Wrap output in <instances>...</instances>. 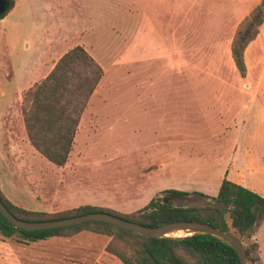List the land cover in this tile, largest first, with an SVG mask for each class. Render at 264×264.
I'll use <instances>...</instances> for the list:
<instances>
[{
	"label": "rangeland",
	"instance_id": "374dc122",
	"mask_svg": "<svg viewBox=\"0 0 264 264\" xmlns=\"http://www.w3.org/2000/svg\"><path fill=\"white\" fill-rule=\"evenodd\" d=\"M260 1L16 0L0 20L1 105L15 103L11 135L0 134L4 193L51 213L83 204L134 211L170 189L188 192L176 204L225 209L207 195L227 177L264 197V25L246 50L247 76L231 53L238 24ZM61 35L54 60L83 45L104 76L68 162L56 165L29 142L18 101ZM254 235L264 260V218ZM111 239L83 231L25 243L0 233V264H123L106 250Z\"/></svg>",
	"mask_w": 264,
	"mask_h": 264
},
{
	"label": "trees",
	"instance_id": "16d2710c",
	"mask_svg": "<svg viewBox=\"0 0 264 264\" xmlns=\"http://www.w3.org/2000/svg\"><path fill=\"white\" fill-rule=\"evenodd\" d=\"M9 0L8 9L0 14L4 18L15 6ZM264 24V0H261L238 24L231 42V53L242 76H247L246 50L260 33ZM104 76L103 66L83 46L76 45L63 54L50 73L36 82L23 95L21 106L25 129L31 145L47 160L65 165L73 150L75 137L88 103ZM170 195L153 197L144 207L132 212L83 204L61 212H46L24 208L15 204L2 190L0 197L18 218L41 221L77 216L89 212H109L122 218L148 226H158L176 220H198L224 230L235 232L241 239L250 240L246 249L255 264L261 259V244L254 240L256 228L264 218V197L253 189L225 177L215 204L202 208L176 204L173 197L188 192L170 189ZM206 195L202 192H195ZM215 209L220 213L210 211ZM228 214L230 221L225 218ZM83 231L107 235L112 239L106 250L117 256L123 264H241L238 251L230 244L209 234H193L177 238L147 237L118 225L87 221L72 226L43 230H25L11 223L0 210V233L7 238L19 234L25 243L53 236H72Z\"/></svg>",
	"mask_w": 264,
	"mask_h": 264
},
{
	"label": "water",
	"instance_id": "95a60500",
	"mask_svg": "<svg viewBox=\"0 0 264 264\" xmlns=\"http://www.w3.org/2000/svg\"><path fill=\"white\" fill-rule=\"evenodd\" d=\"M9 7V0H0V14ZM170 194H168L169 196ZM0 210L3 215L16 227L25 230H43L76 225L87 221H102L118 225L124 229L132 230L147 237H168L171 233H183L185 237L193 234H209L230 244L239 254L241 264H255L249 255L242 239L231 230H224L212 224L198 220H176L158 226H148L135 221H131L109 212H89L82 215L65 217L52 220L30 221L18 218L5 205L0 197Z\"/></svg>",
	"mask_w": 264,
	"mask_h": 264
},
{
	"label": "crops",
	"instance_id": "0c3cea01",
	"mask_svg": "<svg viewBox=\"0 0 264 264\" xmlns=\"http://www.w3.org/2000/svg\"><path fill=\"white\" fill-rule=\"evenodd\" d=\"M16 6V5H15ZM15 8V7H14ZM13 8V9H14ZM12 9V10H13ZM11 10V11H12ZM10 11V12H11ZM9 12V13H10ZM8 13V14H9ZM8 14L0 19V20H5V18L8 16ZM264 25V24H263ZM65 35H61L59 38H58V41L61 45H59V47H57V49L55 48V46H47L46 48H48L47 52L43 53L42 54V57L40 58V61L38 63H35L34 64V67L37 65V67H39L38 71H36V69L31 68L32 71L34 69V71H36V76H32L29 78L28 82H27V85L26 87H23L20 92L22 91V99H21V102L18 101V104L22 103L23 102V95L24 93L30 88L32 87L36 82H39L40 80L44 79L49 73L50 71L54 68L55 64L57 63V61L60 59V57L65 54L68 50H66L63 54H61L59 57H57L56 60H54L55 56L57 55V51H59L61 48H63V43L66 41L65 40ZM232 42V41H231ZM7 43V47H9V49L11 48V42H6ZM29 46V45H28ZM50 48V49H49ZM59 48V49H58ZM56 49V50H55ZM70 50V49H69ZM1 57V55H0ZM36 68V67H35ZM39 78V79H38ZM8 90H9V93L8 91L6 92V96L9 94L11 95L13 93V88L12 86H8ZM2 89H1V83H0V134L1 135H5L7 136L9 133V131L13 128V126L11 125L10 123V119L12 117V105H14L15 103L14 102H8L7 105L5 106H2L1 105V96H2ZM17 104V103H16ZM22 112V111H21ZM22 118H23V115H22ZM23 124L25 126V123H24V118H23ZM11 135V134H10ZM28 137V135H27ZM30 142V141H29ZM37 151V150H36ZM183 191V190H182ZM150 201V200H149ZM148 201V202H149ZM94 205H97V204H94ZM118 210V209H117ZM120 211V210H119ZM122 212H132V211H122ZM254 238H255V235H254ZM257 239V238H256ZM262 246V245H261ZM261 253H262V248H261ZM260 253V254H261ZM261 259L262 261L264 262L263 258H262V255H261Z\"/></svg>",
	"mask_w": 264,
	"mask_h": 264
}]
</instances>
